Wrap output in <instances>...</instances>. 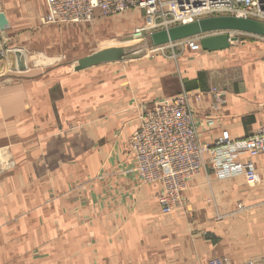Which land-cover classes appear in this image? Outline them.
I'll list each match as a JSON object with an SVG mask.
<instances>
[{
  "label": "crops",
  "instance_id": "0c3cea01",
  "mask_svg": "<svg viewBox=\"0 0 264 264\" xmlns=\"http://www.w3.org/2000/svg\"><path fill=\"white\" fill-rule=\"evenodd\" d=\"M0 11L6 60L15 45L31 53V42L51 48L53 41L65 52L70 47L76 62L87 57L82 35L37 29L43 0H0ZM144 22L143 12L132 10L89 26L136 54L128 48L131 33ZM68 26L80 25L61 27ZM235 38L220 51L190 52L175 43L174 59L59 64L36 73L24 51V71L11 64L9 76L1 71L0 264H209L212 258L261 264L264 153L252 160L257 184L243 176L217 179L207 166L187 182L183 206L164 215L157 203L161 186L140 182L128 147L142 109L181 93L201 145L224 131L237 140L264 126V43ZM212 89L225 98L217 112Z\"/></svg>",
  "mask_w": 264,
  "mask_h": 264
},
{
  "label": "built area",
  "instance_id": "2783aa9c",
  "mask_svg": "<svg viewBox=\"0 0 264 264\" xmlns=\"http://www.w3.org/2000/svg\"><path fill=\"white\" fill-rule=\"evenodd\" d=\"M43 1L46 13L40 18L42 25L89 24L98 16L110 18L140 10L145 22L131 33L132 40L138 42L146 41L154 32L212 17H237L264 24V0ZM180 44L190 52L200 50L199 37L182 40ZM3 55L0 51V58ZM210 93L213 98L211 108L217 112L225 104L224 94L218 89H212ZM128 147L134 156V170L139 180L161 186L158 205L161 213L167 215L183 206L182 193L187 182L207 166L217 179L243 176L248 184H257L259 177L252 160L264 153V126L237 140L231 139L224 131L213 144L201 145L197 141L187 94L181 93L142 109L140 124L131 134ZM242 156L247 157L246 162L240 161ZM209 264L230 262L226 258H212Z\"/></svg>",
  "mask_w": 264,
  "mask_h": 264
},
{
  "label": "rangeland",
  "instance_id": "374dc122",
  "mask_svg": "<svg viewBox=\"0 0 264 264\" xmlns=\"http://www.w3.org/2000/svg\"><path fill=\"white\" fill-rule=\"evenodd\" d=\"M101 18H108V17H101V16L97 17V19H101ZM92 23L93 22H91L89 24H78L80 26H68V27L52 26V25L49 26V25H42L41 24L42 27H38L37 29L46 27L47 29L52 30L51 33L53 35L54 34L58 35L59 33L62 32V29H67L69 31V33H68L69 35H71V34L73 35L75 33L82 35L83 39H84L83 40L84 45H83V49H82V52L84 54L83 57L90 56L89 53H91L92 51L98 50V48H99V50L104 49V48H108V47H115L117 49L120 48L118 45V41H117L118 38L117 37H108V38L104 37L102 35L103 32L101 33L100 31L95 30L94 28L89 26ZM76 27H78V30L71 32L70 29H75ZM236 35L237 36H235V37H239V42L243 41L246 43H252V42L260 41V42L264 43V39L261 40L262 38H259L256 36H252V35L249 36L247 34H242L244 36H241L240 34H236ZM175 43L180 44V41L174 42L171 44H167L164 46H159V47H151L149 45L148 39L146 41H143L142 44L139 43L138 41H134L133 44L129 45L128 48L129 49L132 48L133 49L132 51H135L138 53L130 54V56L124 57L123 60H127L125 62H122V60H116V61H119L117 63L118 65H132L135 63V61L139 62L136 59L137 57H142L141 59H146V60H152L155 58H167V59L172 58V59H174L175 57L178 56V54H175V52L179 46L177 44L175 45ZM257 43H259V42H257ZM18 46L15 45L13 47L16 49V47H18ZM161 47H164V50H162V51L159 50ZM11 48L12 47H10L9 52H11V50H12ZM20 48H22V46ZM22 50H23L24 54H25L24 51H26L28 58L31 60V73H36L40 70L42 71L45 69H49V68L55 67L59 64H62V65H66V64L79 65L78 61L76 62L75 58H73L71 56L73 51L70 50V47H69V50H67V52H65V51H63V47H61L59 45V43L55 42V41H53L51 43V48L48 46L44 48L42 46V44L39 45L38 43L31 42V53H29L24 48ZM173 51H175V52H173ZM3 52H4V55H3V57L0 58V73H1V71H3V75L5 78V77L10 75L9 71H11V70H9L7 68L10 64V60L8 58L7 59L8 62H5L7 60H6V53H5L4 49H3ZM248 52L254 53V51H248ZM11 55H14L13 52L11 53ZM25 57H26V54H25ZM108 63L109 62H104L103 64L107 65ZM13 66H14V64H13ZM86 66L92 67L93 65L86 63ZM143 184H145V183H143ZM145 185H148V184H145ZM157 203H158V198H157ZM159 210H160V208H159ZM54 246H57V245H53V247H52L53 248L52 258L57 259L59 257V249H58V247H54ZM47 254L50 255V253H47ZM51 260H54V259H51Z\"/></svg>",
  "mask_w": 264,
  "mask_h": 264
},
{
  "label": "water",
  "instance_id": "95a60500",
  "mask_svg": "<svg viewBox=\"0 0 264 264\" xmlns=\"http://www.w3.org/2000/svg\"><path fill=\"white\" fill-rule=\"evenodd\" d=\"M6 26V19L0 11V29H4ZM229 32H238L264 39V24L237 17H212L154 32L148 37V41L151 47H159L188 38L199 37L200 48L203 51L214 52L225 50L229 48L231 43L237 41V38L228 35ZM130 54L122 49L113 48L109 51H101L85 57L79 60L78 63L80 66H86V63L97 65L104 62L123 60L124 57L130 56ZM8 58L10 64L13 65V58L10 53Z\"/></svg>",
  "mask_w": 264,
  "mask_h": 264
},
{
  "label": "bare ground",
  "instance_id": "6f19581e",
  "mask_svg": "<svg viewBox=\"0 0 264 264\" xmlns=\"http://www.w3.org/2000/svg\"><path fill=\"white\" fill-rule=\"evenodd\" d=\"M14 54V69L24 71L28 66V59H26L23 50L18 48L13 51ZM28 58V57H27Z\"/></svg>",
  "mask_w": 264,
  "mask_h": 264
}]
</instances>
